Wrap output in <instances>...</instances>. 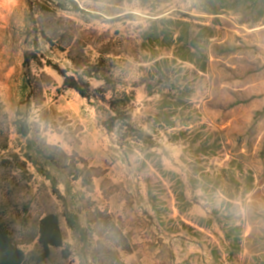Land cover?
<instances>
[{"label":"rangeland","instance_id":"rangeland-1","mask_svg":"<svg viewBox=\"0 0 264 264\" xmlns=\"http://www.w3.org/2000/svg\"><path fill=\"white\" fill-rule=\"evenodd\" d=\"M203 1L0 0V203L25 252L54 213L47 264H264V0ZM70 53L114 61L154 147L62 89Z\"/></svg>","mask_w":264,"mask_h":264},{"label":"trees","instance_id":"trees-1","mask_svg":"<svg viewBox=\"0 0 264 264\" xmlns=\"http://www.w3.org/2000/svg\"><path fill=\"white\" fill-rule=\"evenodd\" d=\"M203 2L206 7L212 8L214 15L220 14L217 8L220 0H204ZM165 33L167 37H173L172 32L165 31ZM40 34L47 41H52L49 40L46 31H41ZM225 53H228V51ZM69 59L78 69L75 75H69L68 71L59 68L57 65L53 66L55 71L63 78L62 89L75 91L82 98L93 102V106L97 111L103 110L107 117L105 125L109 131L113 132L117 130L124 138L132 134L135 138L142 141V143L154 147L151 136L144 130L137 128L133 123L135 93L129 91L124 85L123 80L116 76L114 61L110 60L105 54L98 56L95 62L88 60L86 63H83L82 56H73L71 53L69 54ZM29 60L27 56L26 63ZM90 79L102 82V86L93 87ZM27 81H29V84L31 83L29 76L27 77ZM28 86L29 88H34V85ZM32 98L33 96H28V99H26L28 103L32 102ZM101 103L105 106H100ZM246 103H248L247 100L236 102L234 105ZM17 117L19 133L25 137L28 136L31 129L23 122L26 114L18 110ZM48 155L53 160L54 153L49 152ZM54 162L61 167L60 162H56L55 160ZM79 177L77 176V179ZM90 181L91 179L89 178L88 183ZM253 182V177H250L247 191L252 189ZM5 214V207L0 203V264H47L52 258L53 250L65 247L64 234L58 214L50 213L40 220L37 233L27 242L28 244L35 243V248L29 253L25 252L14 239L10 226L5 219ZM67 222L74 231L79 229V224L74 217H68ZM103 228V232L107 234L113 230L107 225L103 226ZM115 233L116 237H121V233L117 229H115ZM64 253L67 255L66 252Z\"/></svg>","mask_w":264,"mask_h":264}]
</instances>
